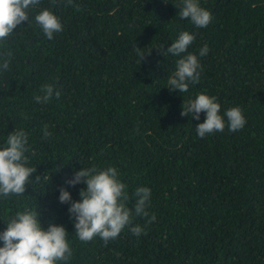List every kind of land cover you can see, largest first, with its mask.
Listing matches in <instances>:
<instances>
[{"label": "trees", "instance_id": "trees-1", "mask_svg": "<svg viewBox=\"0 0 264 264\" xmlns=\"http://www.w3.org/2000/svg\"><path fill=\"white\" fill-rule=\"evenodd\" d=\"M198 2L212 14L204 28L180 18V0H73L80 11L40 0L0 43L11 53L0 71V147L24 130L27 166L36 167L24 195L0 197V231L18 211L36 209L42 228L68 232V264H264V0ZM44 8L63 24L51 40L34 20ZM182 31L195 34L188 52L208 47L186 93L167 88L180 57L166 48ZM134 44L151 49L140 63ZM45 84L60 96L40 104L34 96ZM198 93L217 97L221 114L239 106L245 126L198 137L205 114L181 115ZM93 165L118 170L130 209L138 187L151 189L156 220L146 234L125 228L107 244L77 238L59 189L79 200L86 186L66 180Z\"/></svg>", "mask_w": 264, "mask_h": 264}, {"label": "clouds", "instance_id": "clouds-1", "mask_svg": "<svg viewBox=\"0 0 264 264\" xmlns=\"http://www.w3.org/2000/svg\"><path fill=\"white\" fill-rule=\"evenodd\" d=\"M40 0H0V43L7 40L18 26L29 22V11L39 5ZM68 5L80 11L73 0H67ZM181 19L190 20L195 28L207 27L212 21L209 10L200 6L198 0H180ZM35 23L51 40L54 33L63 31V24L52 11L44 8L34 17ZM195 34L182 31L178 38L167 48L166 52L180 57L176 60L174 72L167 79L169 90L186 93L190 84L199 82L202 65L200 57L208 52L207 45L200 48L199 53L188 52L194 43ZM137 49L139 63L145 59V53L151 49L140 51ZM185 54V55H182ZM10 52L0 53L3 62L0 71L9 69ZM41 94L35 95L34 100L40 104H47L60 92L54 91L51 84L41 86ZM205 114L203 122L196 125V133L200 138L216 132L239 131L246 124V118L239 106L227 108L221 114V105L217 97L205 93H198L195 98L183 101L182 116L191 115L199 120L200 114ZM43 135L50 137L51 133L45 124ZM27 133L20 129L8 135L6 144L0 147V197L9 198L12 195H24L27 184H30L36 167L28 165ZM38 179V177H36ZM69 186L84 184L86 187L79 191V200H72L70 193L64 188L59 189L58 200L68 203L70 218H74V228L77 238L81 242H89L99 237L107 244L116 239L121 231L129 228L130 232L139 237L146 234L147 225L156 220L154 213L149 214L148 207L151 189L138 187L133 196L135 204L129 208L127 185L119 177L118 170L112 166L97 169L95 165L80 168L75 171L71 179L66 180ZM39 212L35 209L18 211L15 216L7 219L6 228L0 231V264H68L72 257V248L67 239L68 232L63 225L50 223L45 230L39 220ZM134 217L145 219V225L133 224Z\"/></svg>", "mask_w": 264, "mask_h": 264}]
</instances>
